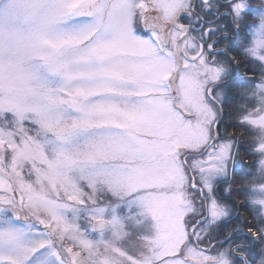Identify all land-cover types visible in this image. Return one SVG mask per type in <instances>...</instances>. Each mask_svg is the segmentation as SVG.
<instances>
[{
    "label": "snow or ice",
    "instance_id": "1",
    "mask_svg": "<svg viewBox=\"0 0 264 264\" xmlns=\"http://www.w3.org/2000/svg\"><path fill=\"white\" fill-rule=\"evenodd\" d=\"M0 264H264V0H0Z\"/></svg>",
    "mask_w": 264,
    "mask_h": 264
},
{
    "label": "rangeland",
    "instance_id": "2",
    "mask_svg": "<svg viewBox=\"0 0 264 264\" xmlns=\"http://www.w3.org/2000/svg\"><path fill=\"white\" fill-rule=\"evenodd\" d=\"M227 114H229V113L227 112ZM230 122H232V121H230V118L225 120V123H230ZM228 132L231 133V131H229V130H228ZM232 133H234L236 136H243L244 135L243 131L240 132L237 129L235 131H232ZM240 155L245 158V162L247 163L248 162V158L245 156L243 151H241Z\"/></svg>",
    "mask_w": 264,
    "mask_h": 264
},
{
    "label": "trees",
    "instance_id": "3",
    "mask_svg": "<svg viewBox=\"0 0 264 264\" xmlns=\"http://www.w3.org/2000/svg\"><path fill=\"white\" fill-rule=\"evenodd\" d=\"M226 116H229V114L226 113ZM229 118H230V121L233 122V120H232V118H231L230 116H229ZM232 122H230V123H232ZM236 129H237L238 131H240V132L243 131V129H241V128H231V127L228 128L229 131H231V130L235 131Z\"/></svg>",
    "mask_w": 264,
    "mask_h": 264
},
{
    "label": "flooded vegetation",
    "instance_id": "4",
    "mask_svg": "<svg viewBox=\"0 0 264 264\" xmlns=\"http://www.w3.org/2000/svg\"><path fill=\"white\" fill-rule=\"evenodd\" d=\"M226 113H227V112H226ZM232 131H233V130H231V133H230V134H234V133H232ZM234 135H235V134H234ZM245 214H246V213H245Z\"/></svg>",
    "mask_w": 264,
    "mask_h": 264
}]
</instances>
